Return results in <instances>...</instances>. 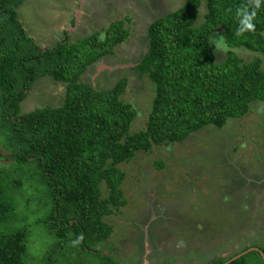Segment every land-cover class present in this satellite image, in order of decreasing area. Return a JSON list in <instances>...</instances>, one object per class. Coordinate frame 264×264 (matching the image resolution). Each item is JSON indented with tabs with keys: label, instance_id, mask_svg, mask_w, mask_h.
<instances>
[{
	"label": "trees",
	"instance_id": "obj_1",
	"mask_svg": "<svg viewBox=\"0 0 264 264\" xmlns=\"http://www.w3.org/2000/svg\"><path fill=\"white\" fill-rule=\"evenodd\" d=\"M23 1L0 0V145L12 164L34 169L43 181L50 207L36 224L53 232L58 242L41 262L56 261L53 253L59 254L65 241L74 242L81 234L78 247L101 253L97 246L112 231L104 218L126 204L119 164L154 145L182 142L206 126L220 129L227 120L243 117L252 102H264V0L259 8L255 0H185L149 23L147 51L134 70L147 75L154 96L144 129L134 133L129 129L136 112L121 98L125 77L101 90L80 80L88 67L113 55L127 39L125 21L110 23L101 40L94 33L70 41L63 32L52 48H40L17 18ZM202 4L203 21L196 24ZM253 10L255 30L237 35L244 15ZM215 31L228 48L220 63L210 41ZM239 48L257 56L244 62L233 51ZM43 77L64 84L61 104L20 112L27 91ZM4 168L0 167V264H26L29 226L17 225L12 194L20 184L10 182ZM256 248L229 264H264V245ZM248 249L212 264H224ZM105 259L114 260L107 254Z\"/></svg>",
	"mask_w": 264,
	"mask_h": 264
},
{
	"label": "rangeland",
	"instance_id": "obj_2",
	"mask_svg": "<svg viewBox=\"0 0 264 264\" xmlns=\"http://www.w3.org/2000/svg\"><path fill=\"white\" fill-rule=\"evenodd\" d=\"M184 2L24 0L16 12L26 36L46 49L60 41L63 32L70 35V41L94 33L101 40L110 23L125 21L127 39L114 48L113 55L88 67L80 80L101 90L125 77L121 98L136 112L129 129L134 133L144 129L154 96L147 75L134 70L147 51V27ZM204 13L202 4L196 24L203 21ZM210 41L217 62H222L228 50L222 37L215 31ZM233 51L244 62L257 56L243 48ZM64 91V84L40 78L27 91L20 112L56 107ZM8 154L0 145V167L8 169L10 182L20 184L12 194L17 225L29 226L26 264H212L246 247L264 245V102H252L243 117L227 120L220 129L206 126L182 142L154 145L119 164L126 204L104 218L112 231L97 246L101 253L83 250L69 240L59 254L53 253L56 261L41 262L58 242L53 232L36 224L50 203L40 176L32 168L12 164ZM106 254L114 260L105 259Z\"/></svg>",
	"mask_w": 264,
	"mask_h": 264
},
{
	"label": "clouds",
	"instance_id": "obj_3",
	"mask_svg": "<svg viewBox=\"0 0 264 264\" xmlns=\"http://www.w3.org/2000/svg\"><path fill=\"white\" fill-rule=\"evenodd\" d=\"M255 8H259L260 7V0H255ZM238 13L240 12V9L237 10ZM245 13H247V9H245ZM256 16V11L253 10L251 11L250 14H245L243 17V20L241 21V23L244 25L243 28H241L238 32L237 35H241L244 31H254L255 30V25L252 23V21L254 20ZM81 240H83V235L81 234L80 237H78V239L76 241H74V243H79ZM184 242L181 241L180 244H183Z\"/></svg>",
	"mask_w": 264,
	"mask_h": 264
},
{
	"label": "water",
	"instance_id": "obj_4",
	"mask_svg": "<svg viewBox=\"0 0 264 264\" xmlns=\"http://www.w3.org/2000/svg\"><path fill=\"white\" fill-rule=\"evenodd\" d=\"M250 250H258V249L256 247L255 248H250V249L242 252V254H238L237 256L233 257L232 259L226 261L224 264H229L230 262H232L233 260H235L236 258L240 257L241 255L245 254L246 252H248Z\"/></svg>",
	"mask_w": 264,
	"mask_h": 264
},
{
	"label": "crops",
	"instance_id": "obj_5",
	"mask_svg": "<svg viewBox=\"0 0 264 264\" xmlns=\"http://www.w3.org/2000/svg\"><path fill=\"white\" fill-rule=\"evenodd\" d=\"M109 255V254H108ZM114 258V257H113Z\"/></svg>",
	"mask_w": 264,
	"mask_h": 264
},
{
	"label": "flooded vegetation",
	"instance_id": "obj_6",
	"mask_svg": "<svg viewBox=\"0 0 264 264\" xmlns=\"http://www.w3.org/2000/svg\"><path fill=\"white\" fill-rule=\"evenodd\" d=\"M253 248V247H252Z\"/></svg>",
	"mask_w": 264,
	"mask_h": 264
}]
</instances>
